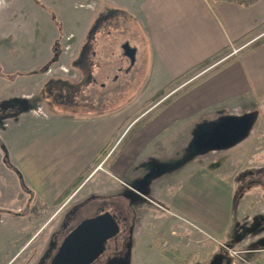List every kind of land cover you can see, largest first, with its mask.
Listing matches in <instances>:
<instances>
[{"label":"crops","instance_id":"obj_1","mask_svg":"<svg viewBox=\"0 0 264 264\" xmlns=\"http://www.w3.org/2000/svg\"><path fill=\"white\" fill-rule=\"evenodd\" d=\"M12 1L0 0V44L11 38L16 44V49L14 47L11 52L21 53L26 48L18 49L17 44L24 42L27 45V35L32 37V33L28 32L27 21L21 17L18 19L21 24L18 23L14 30L10 28ZM113 2L137 22L145 37L144 53L150 72L146 86L134 102L118 111L89 118L53 116L23 142L12 145L11 171L6 168L7 174L18 183L13 163L20 176L22 191L17 188L15 209L0 208L5 213L0 225H15L11 212L25 210L30 215L32 231L18 246L8 247L9 252L0 251V264H7L23 252L33 235L50 220L49 210L61 206L55 205L57 200L115 135L122 130H125L124 134L127 129L131 130L135 117V121L142 116L140 121L144 120L145 115L155 110L143 109L141 112L147 101L174 79L214 55L226 52L222 59L231 56L264 35V0L250 7L209 0ZM60 18L65 27L64 34L70 32L73 35ZM251 33H255V37L243 41ZM10 56L0 46V66L8 73L15 69ZM233 59L228 66L161 110L129 136L128 132L105 169H101L104 179L102 177L100 184L95 186V191L97 186L127 187L126 190L137 199L146 200L145 206L149 200L158 203L162 207L160 211L145 207L137 210L136 237L152 235L153 244L158 243L159 247L155 246L161 249L164 258L161 244H168V252L176 254L181 264H241L229 259L220 244L239 246L245 239L244 231L238 235L240 221L235 218L237 184L234 182L245 171L234 177L224 171V166L215 165H224L229 152L247 145L251 153L254 149L264 150V44ZM5 88L1 84V97ZM239 140L238 144L229 147ZM232 141L235 142L227 146L230 149L221 146V143ZM6 158L2 159L5 165ZM99 171L94 170L87 182ZM25 191L27 194L21 203L18 197ZM167 211L196 224L213 239L196 231L187 241L181 240L183 232H179L181 237L174 236L177 235L174 234L176 220ZM150 225L153 226L152 234L147 229ZM0 228V236L5 232L3 243L16 245L19 236ZM240 249L244 251L242 256L247 263L264 264V243L250 248L240 246ZM35 258L39 259V256Z\"/></svg>","mask_w":264,"mask_h":264},{"label":"rangeland","instance_id":"obj_2","mask_svg":"<svg viewBox=\"0 0 264 264\" xmlns=\"http://www.w3.org/2000/svg\"><path fill=\"white\" fill-rule=\"evenodd\" d=\"M11 14V29L21 24V20H18L21 17L27 21L28 32L32 33V37L27 35V45L24 42L17 44L18 49L26 48L21 53L8 51L4 41L0 44L10 53L15 67L8 73L0 66V86L3 84V87L10 88L9 92L5 88L4 96H0V161L8 157V166L3 160L0 163V208L15 209V195L17 188L22 191V183L13 163L18 183L7 174L11 168L12 145L23 142L53 116L89 118L128 106L144 90L150 72L144 53V35L137 22L113 0H13ZM59 16L73 35L70 32L64 34L65 27ZM126 44L138 50L133 64L124 54ZM214 66L211 65L209 69ZM152 106L148 109L151 110ZM124 131L120 132L112 145L123 136ZM251 152L247 145L241 150L229 152L224 165H215L224 166V171L234 177L238 172L245 171L234 181L237 184L235 218L240 221L238 235L242 231L246 233L241 245L232 246L240 252H244L240 246L250 248L264 243V150L254 149ZM104 157H99L101 161L91 168L76 190L58 204L61 206L49 210L48 223L33 235L22 253L7 264H50L65 237L84 220L99 216L100 210L115 218L120 232L107 243L109 253H105L95 264H172L161 255V249L156 247H159L158 243L156 246L153 244L152 235L137 238L135 234L137 210L145 207L160 211L159 208L151 203L145 206L146 200L138 197V201L135 195L126 190L127 187L112 189L97 186L95 191L100 179H104L101 169L93 180L87 182ZM107 162L102 169H105ZM97 192L104 195L96 196ZM24 193L25 199L27 192ZM24 199H21V203ZM23 211L11 212L15 225H0L10 234L19 236L16 245L5 244L3 232L0 251L9 252L8 247L18 246L32 231L30 215ZM21 215L24 218L21 219ZM3 216L0 214V221L5 218ZM177 219L174 218V232L178 234L174 236L181 237L179 232H183L181 240L187 241L193 231L181 225ZM147 229L150 234L153 233V226ZM176 239L175 242H178ZM161 246L165 252L170 249L168 244ZM41 255L43 257L40 258ZM35 256H39V259Z\"/></svg>","mask_w":264,"mask_h":264},{"label":"trees","instance_id":"obj_3","mask_svg":"<svg viewBox=\"0 0 264 264\" xmlns=\"http://www.w3.org/2000/svg\"><path fill=\"white\" fill-rule=\"evenodd\" d=\"M209 1L210 2H229V3H234V4H237V5L243 6V7H250V6L255 5L259 0H209ZM254 34L255 33H251L249 35H246L244 37L243 41H245V40L248 41V39L250 41L251 39H253L255 37ZM5 44H6L5 45L6 48L9 51H14V45H13V42H12L11 38L7 39L6 42H5ZM262 44H264V35L261 36V37H259L258 39H256L252 43H250L249 45L241 48L238 51L237 54L228 57L227 59H225L224 61L220 62L218 65L214 66L211 69H209V67L211 65H213V64H216V62L219 61V59L222 58V56L226 55V52H224V53H218V54L214 55L210 59L206 60L203 64H201V65L193 68L192 70L186 72L181 77H178V78L174 79L170 84H168L167 86H165L162 90H160L156 95H154L149 101H147L143 105L142 109H148L151 105H155L158 101H160L162 98H164L166 95H168L166 97V99H164L159 105H157L155 107V110L152 111V112H150L149 115L144 120H141V121H139V122H137L135 124V126L128 133V136H129V134L131 132H134L135 130H137L138 128H140L142 125H144L145 123H147L148 121H150L161 110H163L164 108H167L169 105H171L173 102H175L178 98H180L184 94L188 93L189 91H191L192 89H194L198 85L202 84L203 82H205L206 80H208L209 78H211L212 76H214L216 73H218L219 71H221L223 68H225L226 66H228L230 63H232V61L234 60L233 59L234 57H237L239 55H244V54H246V53L254 50L255 48H257L258 46H260ZM204 70L205 71L207 70V71L205 73H202V71H204ZM196 75L197 76L199 75V76L197 78H195ZM185 83H186V85H184ZM241 128H243V126H241ZM243 132L244 131H241V133H243ZM117 137H118V135H115L114 139H112V141L110 143H108L100 151L98 157H96L90 163V165L87 167V169L84 171V173H82L76 179V181L62 194V196L57 200V202L55 203V205H58V204L62 203L64 200H66L76 190V188L80 185V183L90 173L91 168L96 163H98V161L100 160L99 157H101V156L104 157L107 154V152L109 151L108 149H110L112 147V142ZM126 140H127V138H126ZM122 141H121L118 149L120 148V146L122 144ZM233 142H235V141H232V142L227 143V144L226 143H224V144L221 143V146L222 147H227V146L233 144ZM23 198H24L23 195H20L18 197L19 200H21ZM164 256H165L166 260H168L172 264H181L180 261L178 260L177 255L174 254V253H172V252H165L164 253Z\"/></svg>","mask_w":264,"mask_h":264},{"label":"water","instance_id":"obj_4","mask_svg":"<svg viewBox=\"0 0 264 264\" xmlns=\"http://www.w3.org/2000/svg\"><path fill=\"white\" fill-rule=\"evenodd\" d=\"M123 50L133 64L136 50L128 44ZM119 232L117 221L109 213L84 220L65 237L51 264H92L103 253L106 241Z\"/></svg>","mask_w":264,"mask_h":264},{"label":"built area","instance_id":"obj_5","mask_svg":"<svg viewBox=\"0 0 264 264\" xmlns=\"http://www.w3.org/2000/svg\"><path fill=\"white\" fill-rule=\"evenodd\" d=\"M238 51L239 50L234 51L233 54H236ZM127 131H128V129L126 130V132ZM121 139L110 149V151L104 157V160L98 166L97 169H102V165L113 155V153L115 152V150H116L118 144L120 143ZM149 203H151L152 206H155V207L160 208V206L158 204H156L155 202H152V201L149 200V201H147V204H149ZM169 214L172 217L176 218V219L178 218L180 223H182L183 225H186L192 231H194V232L196 231L199 234L204 235V237H206V238H212L213 239V237L211 235H209L208 233H206L204 230H202L200 227H198L196 224L192 223L191 221L187 220L186 218H184V217H182L180 215H177V214H173V213H169ZM220 245L225 250L226 256L229 259H231V260H237V262L239 261L241 264H249V263H247L246 259H244L243 256H242V254L244 252H240L238 249H236V247H227V246H225L223 244H220Z\"/></svg>","mask_w":264,"mask_h":264},{"label":"flooded vegetation","instance_id":"obj_6","mask_svg":"<svg viewBox=\"0 0 264 264\" xmlns=\"http://www.w3.org/2000/svg\"><path fill=\"white\" fill-rule=\"evenodd\" d=\"M130 67H132V66H130ZM101 211V213L99 214V215H101V214H105V211H103V210H100ZM0 214H5L3 211H0ZM78 226V225H77ZM76 226V227H77ZM75 227V228H76ZM74 228V229H75ZM73 229V230H74ZM72 230V231H73ZM71 231V232H72ZM63 242V241H62ZM110 242V240H108V242L106 241V243H105V246H104V251H103V253L92 263V264H95L99 259H100V257H102L105 253H109V250H107L109 247L107 246V243H109ZM62 244V243H61ZM61 246V245H60ZM60 248V247H59ZM56 255V254H55ZM54 258V257H53ZM51 261H52V259H51ZM51 264V263H50ZM106 264H111V263H106Z\"/></svg>","mask_w":264,"mask_h":264}]
</instances>
